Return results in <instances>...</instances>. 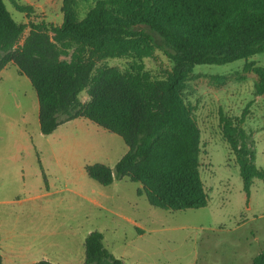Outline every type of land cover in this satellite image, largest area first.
<instances>
[{
    "label": "rangeland",
    "instance_id": "obj_1",
    "mask_svg": "<svg viewBox=\"0 0 264 264\" xmlns=\"http://www.w3.org/2000/svg\"><path fill=\"white\" fill-rule=\"evenodd\" d=\"M14 2H26L5 0L13 19L27 23ZM32 2L40 18L63 24L62 0ZM93 5L94 0H78L80 17ZM135 63L157 79L166 78L173 67L161 50L153 49L142 60L113 58L97 69L126 71ZM255 68L264 69V54L194 68L184 98L201 130L200 173L209 204L171 211L151 206L137 194L141 185L128 178L109 186L89 178L88 165L115 167L128 151L124 141L85 118L43 135L37 94L29 79L9 64L0 73L3 264H84V242L95 231L123 264H252L264 253V181L254 179L250 197L246 195L219 112L237 120L249 105L244 127L252 135L256 165L264 170V94H255Z\"/></svg>",
    "mask_w": 264,
    "mask_h": 264
},
{
    "label": "trees",
    "instance_id": "obj_2",
    "mask_svg": "<svg viewBox=\"0 0 264 264\" xmlns=\"http://www.w3.org/2000/svg\"><path fill=\"white\" fill-rule=\"evenodd\" d=\"M62 3L64 22L58 26L36 15L32 5L14 2L28 20L18 23L0 0V73L14 64L29 79L38 98L41 133L49 136L63 123L85 118L128 147L113 169L86 166L89 178L102 186L128 178L141 185L139 196L162 210L207 207L201 130L184 98L186 83L197 65L264 54V0H94L83 18L78 0ZM153 49L173 63L164 79L153 78L141 63L126 71L97 69L108 59L142 60ZM63 56H71L70 61ZM253 72L255 94L261 96L264 69ZM248 106L237 120L222 110L219 117L250 197L254 179L264 181V170L256 165L252 135L244 127ZM84 247V264H123L105 247L101 232L90 233ZM252 264H264V253Z\"/></svg>",
    "mask_w": 264,
    "mask_h": 264
},
{
    "label": "crops",
    "instance_id": "obj_3",
    "mask_svg": "<svg viewBox=\"0 0 264 264\" xmlns=\"http://www.w3.org/2000/svg\"><path fill=\"white\" fill-rule=\"evenodd\" d=\"M26 2L27 5H34V3L32 1L34 0H23Z\"/></svg>",
    "mask_w": 264,
    "mask_h": 264
}]
</instances>
